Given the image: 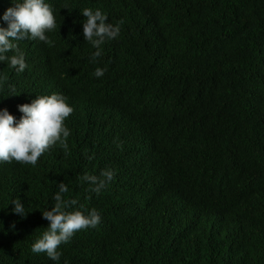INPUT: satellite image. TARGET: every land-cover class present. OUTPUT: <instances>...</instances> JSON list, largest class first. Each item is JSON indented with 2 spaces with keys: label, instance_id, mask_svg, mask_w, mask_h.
<instances>
[{
  "label": "trees",
  "instance_id": "16d2710c",
  "mask_svg": "<svg viewBox=\"0 0 264 264\" xmlns=\"http://www.w3.org/2000/svg\"><path fill=\"white\" fill-rule=\"evenodd\" d=\"M47 2L57 28L18 42L23 73L0 63V108L18 120L17 105L61 93L71 135L36 166L0 163V264H56L31 244L59 182L101 214L59 264H264V0ZM84 8L120 22L98 63ZM105 168L116 175L98 195L78 179Z\"/></svg>",
  "mask_w": 264,
  "mask_h": 264
},
{
  "label": "clouds",
  "instance_id": "9594fccd",
  "mask_svg": "<svg viewBox=\"0 0 264 264\" xmlns=\"http://www.w3.org/2000/svg\"><path fill=\"white\" fill-rule=\"evenodd\" d=\"M11 4L13 6L0 15V21L6 24V27L0 26V63L7 62L17 73H23L27 63L18 42L38 40L50 43L47 33L57 28V22L53 7L47 0H11ZM80 13L84 17V41L95 49L89 61L98 63L103 55L102 45L119 37L120 22L109 23L107 15L99 9L84 8ZM105 71L106 67H96L93 76L100 78ZM17 109L22 114L18 120L7 108H0V163L15 161L36 166L38 159L53 145L60 143L67 148L71 130L65 121L74 109L66 96L56 92L35 95L30 103L17 105ZM115 175L114 169L105 168L99 176L85 173L78 179L89 185L90 192L98 195L113 181ZM57 188L58 191L53 195L54 204L43 211L39 210L48 225L32 242L31 251L35 254L45 253L50 260L59 264L62 256L58 250L60 245L68 243L80 230L95 228L101 221V214L95 208L87 211L74 208L78 201L64 198V194L69 192L64 182L57 183ZM9 204L12 205V213L21 218L26 217L28 212L19 196H13Z\"/></svg>",
  "mask_w": 264,
  "mask_h": 264
}]
</instances>
